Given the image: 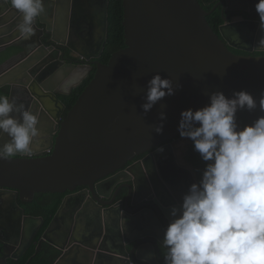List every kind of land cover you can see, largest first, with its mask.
I'll return each mask as SVG.
<instances>
[{
    "label": "water",
    "instance_id": "obj_1",
    "mask_svg": "<svg viewBox=\"0 0 264 264\" xmlns=\"http://www.w3.org/2000/svg\"><path fill=\"white\" fill-rule=\"evenodd\" d=\"M69 1L44 3L45 12L33 25L37 34L29 39L31 44L41 46L36 50L15 42L21 38L17 29L21 17L0 0V55L5 53L1 55L0 68L15 62L0 73V95L12 100L20 86L23 99H27L23 105L39 114L38 128L43 129L40 151L31 157L18 154L10 161L0 160V190L14 191L24 203L33 202L36 194L70 193L40 243L54 245L62 252V259L76 250L94 264H164L166 250L162 242L171 219L170 209L182 203L183 193L164 188L160 197L158 189L149 184L148 163L153 165L156 160L159 164L165 149L173 152V144L180 136L181 113L208 106L212 93L223 92L232 98L234 92L247 91L258 99L264 92V56L237 55L230 50L264 52L255 48L261 36L259 21H229L225 16L226 6L228 10L236 9L232 4L241 2L245 10L246 4L253 5L258 0H224L211 12L204 10L199 0H122L125 47L113 53L107 64L93 62V79L65 117L66 105L60 98L65 93L57 90L59 76L86 71L89 74L93 67L81 64L59 68L63 65L60 50L42 45L40 36L48 32L52 41L60 44L58 37L68 34L73 19ZM219 5H223L225 24L217 34L207 17ZM254 11L250 9L248 13ZM101 19L106 39L108 0ZM86 58L98 59L99 55ZM156 74L169 78L177 88L174 95L145 114L142 105L146 103L147 85ZM68 89L70 93L72 88ZM162 112L166 115L164 121L160 120ZM260 115L264 113L259 109L239 111L237 122L243 128ZM160 123L164 124L162 134L155 132ZM3 139L6 141L0 140V147L9 138ZM174 139L177 140L169 143ZM145 153L150 154L138 164L143 179L139 182L133 170H122ZM190 175L192 184L198 182L196 175ZM121 176L128 184L109 195L103 192L106 182ZM124 188L127 195L122 194L113 205ZM73 200H79L74 206L79 203L85 213L78 215L74 227H62V214L74 204ZM115 206L123 213L124 222L120 225L117 218L108 231L109 220L103 213L108 218L118 215ZM83 219L85 223L93 222L86 231L79 227ZM58 230L59 240L54 236Z\"/></svg>",
    "mask_w": 264,
    "mask_h": 264
},
{
    "label": "clouds",
    "instance_id": "obj_2",
    "mask_svg": "<svg viewBox=\"0 0 264 264\" xmlns=\"http://www.w3.org/2000/svg\"><path fill=\"white\" fill-rule=\"evenodd\" d=\"M5 3L21 17V38L33 37L34 22L45 12L44 0ZM255 10L261 33L255 48L264 49V0H258ZM176 88L156 74L147 85L144 113ZM257 109L264 113V92L258 99L247 91L234 92L232 98L215 92L208 106L181 113L180 137L193 142L205 168L182 203L170 209L162 242L164 264H264V115L243 128L237 122L239 111ZM160 120H166L163 112ZM38 124V113L0 95V133L9 138L0 147V160L31 157L33 144L42 143ZM163 128L160 123L155 132L162 134Z\"/></svg>",
    "mask_w": 264,
    "mask_h": 264
},
{
    "label": "flooded vegetation",
    "instance_id": "obj_3",
    "mask_svg": "<svg viewBox=\"0 0 264 264\" xmlns=\"http://www.w3.org/2000/svg\"><path fill=\"white\" fill-rule=\"evenodd\" d=\"M1 1L4 2L5 4V0H1ZM203 1L205 2L206 5L214 4L215 6L218 4H222V2H224V0H209V1L203 0ZM69 2L71 9L70 14L71 17H73V19L71 18L72 23L71 22L69 23L70 30L68 34L65 37L62 36L58 37L60 44H55L52 41V36H51L52 34L48 32H44V34L40 36L41 44L46 47L55 46L60 50L61 53L60 61L63 63V65L59 68L65 69L66 65L68 66L75 65L79 67L81 64H84L88 68L93 67V71H91L89 74H87L86 71V73L76 72L72 74L68 73L67 76L66 75L59 76L57 90L65 93V94L62 93L60 96L70 95L72 91L70 93H67L69 92L68 88L70 89L72 88L73 90L74 88L81 85L84 82V80L88 77V75H90L92 72L95 73L96 65L93 62H101V58L106 49L107 38H108V37H106V39L104 38L105 35L103 34V28H102L103 19H101L103 15V6L105 0H70ZM44 3L59 4L58 0H44ZM8 4L10 5V3ZM108 4H109V0H108ZM255 4L256 3H254L253 5H251L250 3L246 4L248 6V9L245 10L241 9V8H246L245 4L241 2L239 3L236 2L232 4V6L235 7L236 9L228 10L226 6L225 16H229V21H235L237 19L250 20L252 18L253 20L259 21V17L258 14L256 13V10L252 14L248 13L250 9H255ZM218 8L221 9V13H222L223 5H219L216 9ZM89 10L90 13H88ZM108 11H109V7H108ZM94 14L99 16L98 19H96ZM38 28L42 29L43 25L38 23ZM107 34H108V30H107ZM219 34H220V28H219ZM33 37H31L30 39H32ZM17 41L19 43L18 44L19 46H25V47L33 46V48L36 50L40 49L41 47L38 44H34V43L31 44L32 40L29 39L25 40L23 38H18L15 42ZM230 50L237 55L258 53V52L249 53L233 48H230ZM92 55H99V58L86 60L87 59L86 56L91 57ZM53 63H58V60ZM54 67L57 68L58 65L55 64ZM78 80H82V82L76 85L75 83ZM22 81L23 82L25 81L23 77L21 78V82ZM19 87H17V89L15 90L14 99H16V96H19L20 94ZM62 88H67L68 89L67 92L62 91ZM21 94H22V99H20V101L23 104V101H26L27 99H23V90ZM180 138L181 137L179 136L178 139ZM176 140L174 139L169 143H174ZM188 140H189V144L185 148L183 165L176 158L175 148H174L175 143L173 144L172 153H170L169 149H165L161 153L160 155L161 162L159 164L157 163L156 160L154 161L153 165H150L148 163L150 176L149 175L147 176L148 178H150L149 184L151 188L158 189V194L160 195V197H161V193H163L164 188L168 189V191L170 192H172V189H174L178 193L182 194L183 189L181 188L182 186L180 187V184L182 183V179L184 183H189V185H186V187L184 186L186 192L188 191V188L192 184L190 174L191 173L193 175L196 174L194 171V167L187 160L188 147L191 141L190 139ZM148 154L150 153H145L136 157L133 161L129 162V164H127L122 171H127L128 169L133 170L135 172V175L139 177V182H141L143 179L141 178L142 173L138 169V164L146 160ZM176 176L178 177L175 178ZM125 179L126 178L124 176H121L119 178L106 182L103 187V192L109 195L110 192L116 191L119 186L128 184L126 183ZM141 186L143 189L145 188V185L141 184ZM127 192H128L127 189L125 188L122 189V191L117 195V199L115 200L113 205L117 204L120 201V199L123 197L122 194L127 195ZM69 194L70 193H65L66 196H68ZM145 195L146 194L144 193L143 196ZM73 201H75L73 204L74 206L76 201L79 200H73ZM33 203L34 200L31 203H24L20 201L19 196H16V193L14 191L4 190V189L0 190V264H19V262L25 260L26 256L28 257H27V261H24V264H33V261L38 256L42 255L43 253L49 254L50 252H52L51 250L53 249L57 250L58 255L53 260L52 264H77L78 259L84 257L83 253L77 254L75 250L71 253H67L66 258L62 259V257H64L62 256V252L56 247H54V245L46 241L40 244L43 235L48 227L40 235V239L35 240L36 237L39 235L41 229L45 225V219L41 216H35L29 213L27 206L28 205L31 206ZM77 205H78L77 210H74V212L68 218L69 224H66V226L72 224V227H74L78 221V215L80 213L83 214L85 213L80 208L79 203ZM114 209L119 213L116 216L112 215L111 218H108V216L103 213L104 219L106 216V218L109 220L107 221L109 225L108 231H110V229L113 227L112 222L117 218H119L118 221L120 225H122V222H124L123 213L120 214L119 206H115ZM80 222L82 221L80 220ZM83 222L84 223L79 225V227L82 228L84 231L88 230L93 225V222L89 220L87 221V223H85L86 221L83 219ZM58 232L60 231L58 230ZM59 239L60 238L57 237V240ZM31 250H33V253L29 255ZM88 263L90 264L91 261H89Z\"/></svg>",
    "mask_w": 264,
    "mask_h": 264
},
{
    "label": "trees",
    "instance_id": "obj_4",
    "mask_svg": "<svg viewBox=\"0 0 264 264\" xmlns=\"http://www.w3.org/2000/svg\"><path fill=\"white\" fill-rule=\"evenodd\" d=\"M209 1V0H207ZM204 10L207 12H211L214 8V4L206 5L203 0H199ZM109 11H108V34H107V44L106 49L101 58V62L103 64H107L113 53L119 51L120 49L125 47V39H124V28L122 25L124 10L122 5V0H109ZM207 20L212 27V29L219 34V28L224 24V20L222 17L221 9H216L210 16L207 17ZM247 56H264V52H258L254 54H242ZM94 77V72H92L88 77L84 80V82L78 87L74 88L70 95H62L60 96L63 103L66 105V111L64 116L66 117L69 111L74 106L75 102L82 94L84 89L89 85L91 80ZM187 160L194 167V171L197 177V181L201 178V174L205 168V163L201 160L200 155L194 150V144L190 141V145L188 147L187 152ZM65 194H36L34 203L30 206L28 205V211L32 215L41 216L45 219V225L41 229L39 235L35 240L40 239V235L46 230L53 217L58 212L64 198ZM51 250V249H49ZM49 254L43 253L38 256L33 264H52L53 260L57 257V250H51ZM33 253V250L30 251L29 255ZM27 257L24 261H27ZM24 261L19 262V264H24Z\"/></svg>",
    "mask_w": 264,
    "mask_h": 264
},
{
    "label": "crops",
    "instance_id": "obj_5",
    "mask_svg": "<svg viewBox=\"0 0 264 264\" xmlns=\"http://www.w3.org/2000/svg\"><path fill=\"white\" fill-rule=\"evenodd\" d=\"M95 15V17H96V19H98V15H96V14H94ZM1 55H5V53H1ZM1 55H0V58H2L1 57ZM1 60L2 59H0V63H1ZM15 62H11V63H9V64H7L6 66H3V68H0V73L1 72H4L3 70H7V69H9L10 68V66H12L13 64H14ZM20 88V90H19V92H20V94H19V96H16V99H15V101L17 102V104H22L21 103V101H20V99H22V88L21 87H19ZM19 99V100H18ZM14 115H17L18 116V114H14ZM40 131V130H39ZM40 132H43V129H42V131H40ZM4 137H6V134H3V133H0V140H5V139H3ZM41 137L42 136H40L38 139H40L41 140ZM6 141V140H5ZM42 147H43V143H40L39 144V146H37V144L36 143H34L33 144V152H35V151H40L41 149H42ZM183 165V164H182ZM178 176H176L175 178H177ZM179 178H181V177H179ZM186 185H189V183H184L183 182V179H182V183L180 184V187L183 189V191H182V193H183V195L186 193V190H185V188H184V186L186 187ZM163 195V193H161V196ZM74 210H77V206H73L72 204L71 205H69L65 210H64V212H63V219H62V222H61V226L62 227H64V226H66V224H69L68 223V218L71 216V214L74 212ZM65 219V220H64ZM59 232L57 231L55 234H54V236H55V238L57 239V237H58V234ZM89 261H88V259H86V258H79L78 259V263L77 264H89L88 263ZM90 264H94L93 262H91Z\"/></svg>",
    "mask_w": 264,
    "mask_h": 264
},
{
    "label": "rangeland",
    "instance_id": "obj_6",
    "mask_svg": "<svg viewBox=\"0 0 264 264\" xmlns=\"http://www.w3.org/2000/svg\"><path fill=\"white\" fill-rule=\"evenodd\" d=\"M188 144H189V140L186 139V138H180L174 144L176 158L182 164H184L183 163V161H184V152H185V148H186V146Z\"/></svg>",
    "mask_w": 264,
    "mask_h": 264
}]
</instances>
